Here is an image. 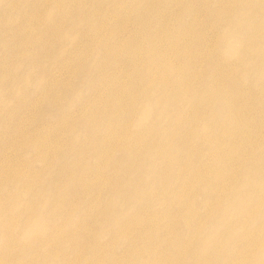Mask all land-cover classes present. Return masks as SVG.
<instances>
[{"label":"rangeland","instance_id":"1","mask_svg":"<svg viewBox=\"0 0 264 264\" xmlns=\"http://www.w3.org/2000/svg\"><path fill=\"white\" fill-rule=\"evenodd\" d=\"M251 7L0 0V264H264Z\"/></svg>","mask_w":264,"mask_h":264},{"label":"bare ground","instance_id":"2","mask_svg":"<svg viewBox=\"0 0 264 264\" xmlns=\"http://www.w3.org/2000/svg\"><path fill=\"white\" fill-rule=\"evenodd\" d=\"M245 2H248L249 4H251L252 5V7L251 8H253V5H255L254 6V8L253 9H251L250 8V13L248 14V16H247V23H248V25H247V29L246 28H244L243 29V33H242V36H240L241 37V42L242 41H244V42H246L247 41V44H249V46L251 47L252 46V44H253V42L251 41V38H250V36H248L249 35V33H250V30L252 31V29H253V25H252V18L253 17H255V16H258L259 14H260V16H263L264 15V5H260L261 4V2L260 1H258V3L256 4L255 2H254V0H245ZM256 2H257V0H256ZM243 11V9H240L239 10V13L240 12H242ZM235 14H237V13H235ZM245 18V17H244ZM246 19V18H245ZM245 19H244V22H246L245 21ZM16 21V20H15ZM240 21V20H239ZM236 22H238V20L236 21ZM242 23H243V25H245V23L243 22V21H241ZM14 23V22H13ZM234 23V22H233ZM242 23H240V24H242ZM238 25H239V23H237ZM11 25V24H10ZM236 25V24H235ZM237 25V26H238ZM160 27L162 26V24H160L159 25ZM239 27V26H238ZM261 27H263L264 28V21H262L261 22ZM122 29L123 28H119V29H117V35H119L121 32H122ZM14 32V31H13ZM116 32L114 31V34H115ZM133 42V41H132ZM134 43H136V42H134ZM179 40H176V41H174V39L171 41V45L173 46L172 48L174 49L175 48V46L178 48L179 47V52H181V53H183V54H185V53H188L189 54V52H190V50H191V48H190V46H188V45H186V46H184L185 44L183 43L181 46H179ZM258 43V42H257ZM134 45V46H133ZM132 45V47L130 46L129 47V49L128 50H136L135 48L137 47V46H135V44H133ZM139 45V44H138ZM254 45V44H253ZM253 47H251V49H252ZM200 51H197V53H199ZM121 53H123L124 54V52H122L121 51ZM129 52L128 51H125V55H126V62L129 60V56L127 55ZM122 54V55H123ZM156 54V53H155ZM187 54V55H188ZM195 54V53H194ZM201 52L197 55V57L198 56H201ZM185 56V55H184ZM189 56V55H188ZM193 56L194 55H191V59L189 60V64H191V62H193L194 60V58H193ZM189 59V58H188ZM210 59H213L212 58V56L210 57ZM250 59V58H249ZM213 61H214V70L215 71H217L218 69H219V67H218V63H216V61H215V59H213ZM251 62V61H250ZM216 63V64H215ZM255 63V62H254ZM252 64V63H251ZM256 64V63H255ZM254 65V64H253ZM252 66V65H251ZM211 67H212V65H211ZM212 67V68H213ZM170 73H171V75H170V73L168 74V73H160L158 76H161V78H162V82H164L165 83V85H168V83H171V82H174L175 80H174V78H175V69H172L171 68V65H166V67H165ZM180 70V72H184L185 74H188L189 72H188V68L187 67H185V68H183V69H179ZM216 74H217V72H215ZM188 75H190V73L188 74ZM182 82H184L186 85H188L187 83L189 82L188 80H186L185 78H183L182 77ZM190 85V84H189ZM200 96H202V95H200ZM203 96H204V94H203ZM202 96V97H203ZM174 97V96H173ZM201 97V98H202ZM207 97V96H206ZM209 97V96H208ZM204 98V97H203ZM155 100H157V99H155ZM175 100H177L176 98H175ZM199 100V99H198ZM202 101V103L204 104V99L203 100H201L200 99V102ZM197 105V104H196ZM202 107V105H200V104H198L197 105V109H196V112L198 113V115L200 114V111H201V107ZM201 115V114H200ZM200 115H199V117H200ZM252 183V182H251ZM249 184V183H248ZM250 185V184H249ZM260 189V188H259Z\"/></svg>","mask_w":264,"mask_h":264}]
</instances>
